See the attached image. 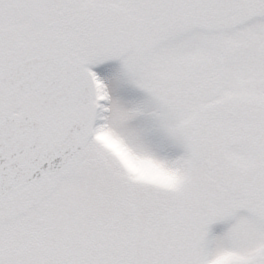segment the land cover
<instances>
[{
	"label": "snow or ice",
	"instance_id": "obj_1",
	"mask_svg": "<svg viewBox=\"0 0 264 264\" xmlns=\"http://www.w3.org/2000/svg\"><path fill=\"white\" fill-rule=\"evenodd\" d=\"M0 264H264V0H0Z\"/></svg>",
	"mask_w": 264,
	"mask_h": 264
}]
</instances>
